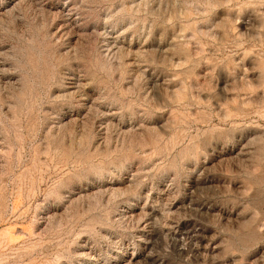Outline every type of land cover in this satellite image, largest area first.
I'll return each mask as SVG.
<instances>
[{
	"label": "rangeland",
	"instance_id": "1",
	"mask_svg": "<svg viewBox=\"0 0 264 264\" xmlns=\"http://www.w3.org/2000/svg\"><path fill=\"white\" fill-rule=\"evenodd\" d=\"M0 264H264V0H0Z\"/></svg>",
	"mask_w": 264,
	"mask_h": 264
}]
</instances>
